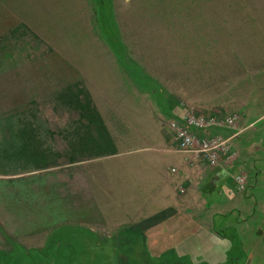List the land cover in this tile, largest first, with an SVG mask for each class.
<instances>
[{
    "label": "rangeland",
    "instance_id": "obj_1",
    "mask_svg": "<svg viewBox=\"0 0 264 264\" xmlns=\"http://www.w3.org/2000/svg\"><path fill=\"white\" fill-rule=\"evenodd\" d=\"M261 49L264 0H0V134L5 127L33 137L53 136L60 149L58 159L52 156L43 162L47 173L0 176V188L9 182L32 185L52 173L58 175L59 186H64L68 172L82 176L88 170V195L99 200V208H93L91 216L85 214L104 226L103 220L117 221L120 215L116 217L115 208L109 206L114 203L115 187L109 175L121 165L129 181H142L138 189L131 187L134 209L148 199L149 215H160L168 208L179 212L170 222L146 232L124 227L119 239L113 231L92 235L89 230L98 224H86L90 229L68 224L64 214L52 210L58 223L40 221L21 229L16 225V232L11 233L32 236L30 228L35 227L49 231L43 248L30 249V243L34 246L38 241L24 239L27 246H23L24 241L0 233V264H264ZM110 55L138 62L142 73L155 75L159 86L169 90L170 96L161 102L163 109L151 103L160 123L154 137L151 122L133 125L130 96L115 97L117 111L104 112V116L90 102L96 96L89 90L106 84L109 65L104 59ZM116 67L112 66L114 72L108 70L109 82L120 69L125 76L117 74L118 79L131 78L126 68ZM168 104L172 108L182 105V111H167ZM112 114L127 120L125 125L116 121L117 127L109 128L111 135H125L118 140L114 136V141L131 136L125 147L103 142L102 126L109 127ZM148 114L143 113L146 118ZM188 114L220 122L237 117L230 135L240 134L231 140L218 166L211 168H225L229 176L214 189L207 173L200 184L195 173L203 175L197 170L201 163L210 166L180 153L167 132L172 120ZM162 136L171 142L159 144ZM33 142L38 146L39 142ZM167 146L175 152L163 153ZM115 150L121 155L113 161ZM230 157L234 159L227 163ZM33 160L34 156L32 165ZM151 169L154 181L149 183L148 197L142 183ZM75 195L78 221L84 215L80 211L84 203L77 189Z\"/></svg>",
    "mask_w": 264,
    "mask_h": 264
},
{
    "label": "crops",
    "instance_id": "obj_2",
    "mask_svg": "<svg viewBox=\"0 0 264 264\" xmlns=\"http://www.w3.org/2000/svg\"><path fill=\"white\" fill-rule=\"evenodd\" d=\"M112 47V46H111ZM260 47V46H259ZM262 48V47H261ZM262 53L259 55V63H264V51L261 49ZM111 58L106 57L104 59L106 63L108 62L107 66L108 68L105 67L106 73H107V79H110L108 77V70H111L114 72V69L112 66L117 65L119 68L123 67L124 69L126 68L128 71V74L131 76V78L128 80L126 78H117L116 75L118 73L113 74L115 76V79L113 78V81L111 80L110 82L106 79L105 85L100 86L101 88H98L96 86L92 87L89 92L92 96H96V99L90 98V102L92 105H95V110L102 112V115L104 116V112H112L114 113L117 111V104H116V98L118 95H123V96H130L132 102V106L130 107L134 115L132 118L134 126L138 124V126H141V123L145 120V122L150 123L151 122V127L153 128V133L152 137H154V132L156 127H160V123L158 124V121L155 117V112L154 107L151 108V103H153L157 108H162L161 102L165 98V96H170L168 95V91H166L161 85L159 86V83L157 82L158 80L155 78V75L151 74L149 75L148 72L142 73L143 71L141 70L139 63L135 61H130L128 59H124L122 56L119 55H110ZM116 67L115 69H118ZM121 69L118 70L119 74L121 77H124L125 75H121ZM146 74L149 75L145 76ZM248 74V73H247ZM128 77V76H127ZM109 82V83H108ZM128 88V89H127ZM146 90H151V95H154V97H148L147 94L148 91ZM158 92V93H157ZM156 98V100H155ZM147 99H151L149 102V105H146ZM144 102V103H143ZM167 103V102H166ZM165 104V103H164ZM153 106V105H152ZM247 107V104L243 106V108ZM163 107L166 108V105H163ZM168 110L172 111H182L183 106L178 105L175 107H170L169 104L167 105ZM163 109V108H162ZM242 110V109H240ZM142 111L143 113H150L148 114V118H146L145 115L140 114L137 115L136 112ZM239 111V110H237ZM108 117V116H107ZM119 118L120 116H114L112 114L108 118V128L107 124L102 126L105 129L106 136L104 137V141L107 144L112 143L113 145H116L115 148H120V147H125L127 144L130 143L131 141V136H129V140H127V137H123V140L121 141H114V136L111 135V129L110 127H117L118 123L116 121H120ZM239 118V117H238ZM127 121V120H125ZM125 121H120L122 125H125L127 122ZM135 128V127H134ZM133 128V129H134ZM25 131L26 128L24 127ZM235 133V131H234ZM232 133V134H234ZM116 134V133H115ZM119 136H125L124 134H120L115 136V138H120ZM213 137H223V138H228L231 137L230 135V130H220V131H214L212 132ZM34 138V139H33ZM101 136H99V139ZM158 139V138H157ZM169 139V137H168ZM162 142H159V144H169L167 140V136L164 137L162 136ZM35 142H39L38 146H34ZM89 142V141H88ZM59 142H53V136H47L43 137L38 136V137H33L26 135L25 133L22 134L21 131L19 133L18 130L14 129H9V128H3L0 134V176L4 178H16V177H21V176H30L32 175H39L42 173H45L47 168H44L43 162H49V160L53 157H56L58 159V153L60 152L59 149ZM101 142L98 141L97 144H100ZM102 144V143H101ZM170 146V145H169ZM163 148L162 150L163 153L168 154V153H173L175 151H171V148ZM100 149H103L104 146L98 145L96 146ZM63 148V147H62ZM90 149V146L88 147ZM104 150V149H103ZM61 151L68 152L66 149H62ZM56 152V153H55ZM68 154V153H67ZM30 155V156H29ZM121 154H118L115 150L113 156V161H115V158L119 157ZM34 156V164L32 165L31 161ZM231 159H228L226 162L230 163L234 158L230 157ZM73 159V158H71ZM203 162V161H199ZM115 165V164H114ZM191 165V164H190ZM198 169L202 171L203 175L199 177L197 184H200L206 173L208 174L209 177V185L210 187L212 186V189L216 187V185L223 181L227 180L229 176V172L225 168H216V169H211L206 166L205 164L201 163L200 165H197ZM174 170V169H173ZM172 170V172H173ZM127 170H123V168L120 165V168L113 173H111L109 176H112L114 178V185L115 187L114 190L112 191L113 193V198L112 200L114 201L113 204L109 203L110 207L115 208V214H118L119 212V218L117 221H109L110 223H107V221H104V224H108L107 228H104L102 226V223L99 221H96L95 218H88L85 213H89L91 216V213H93V208H99V205L96 200L90 199L91 196L88 195L89 191L91 190L88 182V178H90V175L87 174L88 170L84 171L82 176L80 174H74V170L70 171L67 173V176L65 177V185L59 186V180L56 178L58 175L56 173H52L51 175L46 174L43 178H39L36 180L37 183L35 184H27L26 182H20V185H12V183L9 182V184H4L2 188H0V233L4 235L5 237H10V239L14 240H19V241H24L21 242L23 246H27V243L24 239L28 240H35L38 241L36 242V245H32L30 243V249H40L45 246H47V237L49 234V231H44L41 228H30L31 230L34 231V234H30L32 236H13L11 233L16 232V225H20V227H17L19 229L23 228L22 226L25 224L29 223H37L40 222L42 223H49L56 224L59 221L55 220L53 218V212L52 210H58V213L64 214L66 218L65 223L71 224V223H76V224H82L85 226V228L90 229L86 224H89L91 226L96 225L94 227V230H89L92 235H100L101 233H107L110 231H113L116 235H118V238H123L122 236V231L124 227H139V231L141 232H146L150 229L155 228L158 225L165 224L167 222H170L173 217L178 215V211H176L174 208L173 209H166L163 213L160 215H154L153 213L149 215L148 207H149V200L142 199L144 203H142L141 206L137 205L136 209L135 207L131 206L132 204L135 203L134 197H132L130 194L131 187L134 189H138V186H141V180H137L134 178V181H129L127 179L128 172ZM151 171V172H150ZM147 175V181L143 184V188H147L146 195L149 197V183L154 181V172L153 169H151ZM191 172V170H190ZM47 173V171H46ZM151 173V174H150ZM78 175V180L76 181V176ZM132 174L131 176H133ZM136 175V174H135ZM134 175V176H135ZM89 176V177H88ZM80 177V178H79ZM88 177V178H87ZM136 179V180H135ZM196 179V176H195ZM241 179V178H240ZM239 179V180H240ZM76 189L78 191V195L80 197H83L81 201L84 203L82 204L81 208V214L82 218L78 221L76 217L79 214H76V205H75V192ZM135 189V190H136ZM155 195V192H154ZM153 191L151 193V201L153 202ZM147 197V198H148ZM94 199V198H93ZM154 206V205H152ZM57 207V208H56ZM58 207H61V209H58ZM151 207V206H150ZM51 209V210H48ZM44 211V212H43ZM92 211V212H91ZM46 214L45 216L43 214ZM45 217V218H43ZM114 218V216H111ZM117 217V215H116ZM37 219V220H35ZM102 222V221H101ZM129 223V224H128ZM75 224V225H76ZM120 225V226H119ZM13 226V227H12ZM39 229V230H38ZM37 231V232H36ZM98 232V233H97ZM119 233V234H116ZM110 236V235H109ZM106 237V236H105ZM110 240H114L110 237L107 236ZM116 239V238H115ZM45 240V244H44ZM1 241V240H0ZM146 244L148 245V240H146Z\"/></svg>",
    "mask_w": 264,
    "mask_h": 264
},
{
    "label": "built area",
    "instance_id": "obj_3",
    "mask_svg": "<svg viewBox=\"0 0 264 264\" xmlns=\"http://www.w3.org/2000/svg\"><path fill=\"white\" fill-rule=\"evenodd\" d=\"M237 117L226 118L217 121L216 118L206 119L196 114H188L182 120H173L167 126V132L173 137L175 147L180 153L189 154L195 161L202 160L210 168L218 166L221 155L229 150L231 140L233 141L239 133L235 132L231 137H212L211 133L219 130H230L235 128ZM201 134V135H199ZM175 172V170H173ZM243 189L244 180H239ZM184 194V190H180Z\"/></svg>",
    "mask_w": 264,
    "mask_h": 264
}]
</instances>
